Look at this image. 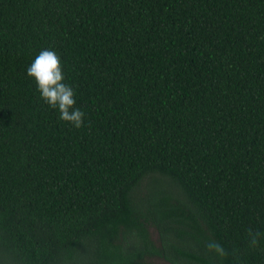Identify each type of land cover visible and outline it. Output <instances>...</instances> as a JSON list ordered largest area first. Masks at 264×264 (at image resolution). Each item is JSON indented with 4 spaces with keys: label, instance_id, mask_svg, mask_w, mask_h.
I'll return each mask as SVG.
<instances>
[{
    "label": "trees",
    "instance_id": "1",
    "mask_svg": "<svg viewBox=\"0 0 264 264\" xmlns=\"http://www.w3.org/2000/svg\"><path fill=\"white\" fill-rule=\"evenodd\" d=\"M161 263L264 264V0H0V264Z\"/></svg>",
    "mask_w": 264,
    "mask_h": 264
},
{
    "label": "clouds",
    "instance_id": "2",
    "mask_svg": "<svg viewBox=\"0 0 264 264\" xmlns=\"http://www.w3.org/2000/svg\"><path fill=\"white\" fill-rule=\"evenodd\" d=\"M26 73L34 80L36 90L43 102L57 110L62 121L68 122L77 129L83 126L85 113L75 106V90L65 82L62 62L58 53L53 49L41 50L27 67ZM256 242V236L252 235L251 243L255 245ZM206 248L218 259L226 256L225 248L215 240H209Z\"/></svg>",
    "mask_w": 264,
    "mask_h": 264
},
{
    "label": "rangeland",
    "instance_id": "3",
    "mask_svg": "<svg viewBox=\"0 0 264 264\" xmlns=\"http://www.w3.org/2000/svg\"><path fill=\"white\" fill-rule=\"evenodd\" d=\"M161 264H164V263H161Z\"/></svg>",
    "mask_w": 264,
    "mask_h": 264
}]
</instances>
